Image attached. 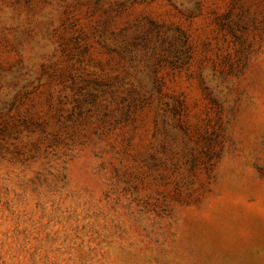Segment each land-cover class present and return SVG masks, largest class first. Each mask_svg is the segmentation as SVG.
<instances>
[{
    "label": "rangeland",
    "instance_id": "374dc122",
    "mask_svg": "<svg viewBox=\"0 0 264 264\" xmlns=\"http://www.w3.org/2000/svg\"><path fill=\"white\" fill-rule=\"evenodd\" d=\"M0 264H264V0H0Z\"/></svg>",
    "mask_w": 264,
    "mask_h": 264
}]
</instances>
